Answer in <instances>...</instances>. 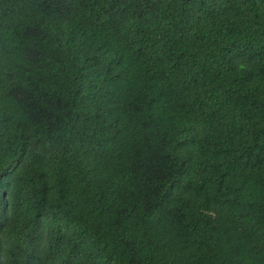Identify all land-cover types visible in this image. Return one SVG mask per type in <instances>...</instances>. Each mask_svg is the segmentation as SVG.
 Instances as JSON below:
<instances>
[{
	"label": "trees",
	"instance_id": "obj_1",
	"mask_svg": "<svg viewBox=\"0 0 264 264\" xmlns=\"http://www.w3.org/2000/svg\"><path fill=\"white\" fill-rule=\"evenodd\" d=\"M0 264H264V0H0Z\"/></svg>",
	"mask_w": 264,
	"mask_h": 264
}]
</instances>
